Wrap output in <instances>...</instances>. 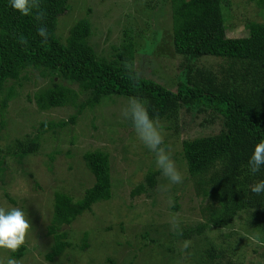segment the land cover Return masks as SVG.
<instances>
[{
	"label": "rangeland",
	"instance_id": "1",
	"mask_svg": "<svg viewBox=\"0 0 264 264\" xmlns=\"http://www.w3.org/2000/svg\"><path fill=\"white\" fill-rule=\"evenodd\" d=\"M117 1L71 0L69 10L58 19V36L65 42L77 20L87 17L93 31L89 41L100 58L111 57L114 46L133 40V63L141 75L175 88L183 75V69L175 70V66L182 63L183 57L175 55L172 48L170 1L134 0L120 8L111 6ZM224 4L230 37L248 35L249 21H264V0H226ZM221 62L218 58L202 57L195 66L218 70ZM46 84L49 78L34 68L24 70L20 79L6 84L15 89L16 95L0 111V156H6L0 179V206L24 210L32 228L26 236L23 255L15 257L13 252L0 249V260L12 257L19 264H264V227L255 229L262 220L252 211L242 212L231 225H211L189 239L177 237L168 222L173 215L179 216V229L206 222L207 216L201 209L205 205L203 198L197 195L177 150L182 139L219 132L221 123L203 127L208 113L183 110L175 120L181 133L169 137L174 142L169 149L184 182L172 185L160 173L154 188L130 196L137 184L145 181L150 168L158 169L154 153L138 140L131 122L120 116L126 96H107L95 107L85 108L75 124L59 128L56 134H43L39 150L21 163L7 155L39 135L42 121H58L78 113L71 105L41 110L35 91ZM73 87L78 89L77 85ZM159 123L164 135L174 133L168 128L169 121ZM98 149L110 154L112 197L94 203L72 227H61L69 229L65 240L73 245L51 261L46 254L55 239L48 234L47 226L53 217L54 196L57 192H72L76 198L83 197L85 188L95 183L83 155ZM53 152L54 159L50 156ZM175 204H179L178 209ZM87 236L91 246L82 250L81 240ZM185 241L190 244L187 249H183ZM213 247L223 256L211 261L207 250Z\"/></svg>",
	"mask_w": 264,
	"mask_h": 264
},
{
	"label": "trees",
	"instance_id": "2",
	"mask_svg": "<svg viewBox=\"0 0 264 264\" xmlns=\"http://www.w3.org/2000/svg\"><path fill=\"white\" fill-rule=\"evenodd\" d=\"M70 1L41 0L46 12L43 24L50 34L48 42L43 44L37 35L39 22L13 10L9 0H0V111L3 112L16 95L14 88H7V82L20 79L28 68L39 70L49 78V84L35 91V100L41 110L71 105L78 111L67 119L42 121L39 135L31 138L28 144L21 143L19 149L7 155L21 163L23 158L39 150L43 134H56L59 128L75 124L85 108L95 107L107 96L135 95L145 100L150 115L169 121V130H174L164 135L168 148L174 144L169 137L181 133L175 120L183 110L208 113L202 126L221 123V130L184 138L177 150V154H182L197 195L203 198L205 205L201 209L207 220L196 227H182L175 235L189 239L211 225H231L242 212L250 211L262 220L255 229L264 227V196L249 190L253 182L264 179V168L252 175L247 163L255 144L264 139V21H249L248 35L230 37L227 35L226 0H169L172 48L175 55L183 57L175 70L182 68L183 75L175 88L141 75L137 87L130 82L124 68L125 62H134L136 58L133 40L114 46L111 57L100 58L89 41L93 31L87 17L77 20L65 42L58 36V19L69 10ZM130 1L134 0H118L111 6L120 8ZM20 35L27 38V45L18 42ZM202 57L221 59L219 69L195 66ZM54 154L56 152L50 154L52 159ZM4 157L0 156V179L5 171ZM83 160L94 174L95 183L85 188L80 199L72 192H57L54 196L53 217L47 226L48 234L55 239L51 251L46 254L51 261L73 245L65 240L69 229L61 227L71 226L78 216L92 209L94 203L109 199L113 194L110 154L99 149L87 151ZM160 173L150 168L145 181L138 183L130 196L154 188ZM174 207L178 209L179 204ZM177 231H182V235ZM81 242L82 250L91 246L88 236ZM26 249L23 244L13 256H22ZM207 252L211 261L223 256L216 253L215 247Z\"/></svg>",
	"mask_w": 264,
	"mask_h": 264
},
{
	"label": "clouds",
	"instance_id": "3",
	"mask_svg": "<svg viewBox=\"0 0 264 264\" xmlns=\"http://www.w3.org/2000/svg\"><path fill=\"white\" fill-rule=\"evenodd\" d=\"M10 7L23 16H31L39 22L37 35L41 43L46 44L49 40V32L43 21L46 12L43 10L41 0H9ZM21 45H27L28 40L23 35L17 37ZM125 71L128 79L135 86H139L141 72L133 62H125ZM120 116L123 120L130 121L136 137L155 156L156 168L168 179L170 184L178 185L184 182V176L178 169L172 158L170 149L165 146V136L159 120L154 119L147 108V102L140 97L132 95L127 98L126 103L120 109ZM249 171L252 175L264 168V139L255 144L254 150L248 159ZM251 193L257 196H264V179L253 182L249 186ZM171 204V199L169 200ZM172 230H179L180 220L178 215L169 218ZM32 228L24 210L17 207L5 208L0 206V249L16 252L25 243L29 229ZM182 235V231H177ZM190 246L188 241L183 243V249ZM0 264H19V261L9 257L0 260Z\"/></svg>",
	"mask_w": 264,
	"mask_h": 264
},
{
	"label": "water",
	"instance_id": "4",
	"mask_svg": "<svg viewBox=\"0 0 264 264\" xmlns=\"http://www.w3.org/2000/svg\"><path fill=\"white\" fill-rule=\"evenodd\" d=\"M65 226H69L68 224H66Z\"/></svg>",
	"mask_w": 264,
	"mask_h": 264
}]
</instances>
